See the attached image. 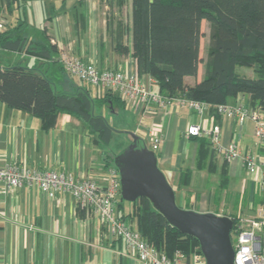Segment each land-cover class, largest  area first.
Wrapping results in <instances>:
<instances>
[{"label":"crops","instance_id":"0c3cea01","mask_svg":"<svg viewBox=\"0 0 264 264\" xmlns=\"http://www.w3.org/2000/svg\"><path fill=\"white\" fill-rule=\"evenodd\" d=\"M71 2V9L62 15L52 16L43 23L51 43L57 46L60 53L62 49L68 50L99 68L136 74L135 62L131 56L130 0L124 6L123 18H118L124 24L123 42L129 47L126 55L114 49L110 33L118 24H115L116 18L111 20L114 16H109V13L108 17L105 15L107 8H101L99 0ZM6 22L8 23L7 19ZM204 22L202 21L201 27ZM28 27L33 29L30 22ZM200 56L205 57L201 54V49ZM39 64L41 67L42 63ZM203 70L200 63L197 75L185 77V83L193 85L200 81ZM246 73L252 77L251 72ZM139 78L150 84L152 92H158L155 81L151 82L150 76L143 75ZM56 83L67 88L69 82ZM88 88L93 96H99L103 92L92 86ZM236 101L248 109L252 108L248 97L243 94H238L230 104H235ZM105 108L110 109L115 121L132 122L133 133H126L129 138H133L134 133L139 134L138 148L147 145V129L162 137L163 142L155 153L157 165L173 188L179 207L200 213L231 216L232 213L243 215L244 207L253 211L254 215L256 209L251 205L258 203L259 207L264 204V192L256 183V175L246 172L240 159L226 162L223 154L214 151V158L209 159L208 154L203 155L201 167L197 168L200 139L186 134L192 125H199L204 129L218 125L223 148L234 141L241 155L250 154L258 163L264 164V150L258 147L252 121L241 124L230 117L211 114L209 108L199 115L188 107L179 105L157 107L153 115H142L125 103H109L96 108V113L102 114ZM262 116L264 118V112ZM92 137L87 126L73 116L60 114L55 126L45 130L39 119L25 112L12 110L0 102V167L7 163H17L36 169L70 172L78 178H93L106 186L109 182V170L112 168L110 157L120 149L116 151L110 144H97ZM223 163L228 180L221 190L224 185L221 178ZM183 169L192 170V175L186 184L179 186V174ZM229 188L235 191L230 196ZM234 197L236 204L231 205ZM118 201L114 208L115 214L121 216L128 213L130 205L124 203L119 208ZM126 222L129 223L128 220ZM0 264L139 263L128 252L123 241L110 237L100 221L85 209L79 208L70 194H59L51 199L36 187L8 189L0 182Z\"/></svg>","mask_w":264,"mask_h":264},{"label":"trees","instance_id":"16d2710c","mask_svg":"<svg viewBox=\"0 0 264 264\" xmlns=\"http://www.w3.org/2000/svg\"><path fill=\"white\" fill-rule=\"evenodd\" d=\"M30 1L0 0V17L8 20L0 32V102L39 119L45 130L55 126L60 114L73 116L87 126L97 144L109 145L117 131L102 114L96 113V108L109 103L124 105L123 100L109 90L93 96L90 85L84 82L68 83L70 78L60 62V51L51 43L46 27L41 29L38 39L24 34L30 29L25 19ZM126 2L99 0V5L105 6L112 16ZM105 13L108 17V11ZM130 15L131 56L136 74L150 76L155 81L156 93L206 103L214 115H219L216 106L232 105L230 102L243 94L252 108L264 112V0H130ZM202 21L209 25L204 58L200 56ZM123 25L120 21L110 34L114 49L126 55L129 47L123 42ZM1 53H16L19 59L8 62ZM29 58L36 60L35 68L26 65ZM200 63L204 69L202 79L193 85L186 84L184 78L195 77ZM46 71H54V80L63 83L61 77L68 87L55 90ZM196 138L200 139V168L203 155L208 154L211 159L215 152L207 136ZM114 157H110V164L116 169ZM191 175L192 170H181L179 186L186 184ZM221 178L222 190L228 180L225 163ZM124 203L131 208L117 217L133 224L153 248L168 256L175 251L188 256L200 251L195 238L170 226L147 199L129 203L119 197L118 207Z\"/></svg>","mask_w":264,"mask_h":264},{"label":"built area","instance_id":"2783aa9c","mask_svg":"<svg viewBox=\"0 0 264 264\" xmlns=\"http://www.w3.org/2000/svg\"><path fill=\"white\" fill-rule=\"evenodd\" d=\"M6 25V20L0 17V32ZM60 62L69 78L84 82L98 91L109 90L115 93L126 106L142 115H153L157 107L171 105L186 106L199 115L209 108L208 104L196 100L163 97L152 92L150 84L143 82L137 74L99 68L91 61L79 58L64 49L60 53ZM150 79L152 82L153 79ZM216 110L219 115L235 119L241 124L252 121L258 147L264 150V118L261 110L248 109L239 101L232 105H218ZM186 134L207 136L212 149L223 154L226 162L240 159L246 172L256 175V183L264 192V164L258 163L250 154L241 155L234 141L223 148L218 125H212L210 129L192 125ZM146 140L145 147L153 152L158 151L163 142L162 137L150 129L146 130ZM0 182L8 189L36 187L51 199L59 194H70L79 208L85 209L100 221L110 237L123 241L128 252L139 264H205L200 251L189 256L180 251H175L171 256L158 251L147 244L129 223L117 217L114 208L120 197V185L118 171L113 167L109 170V182L106 186L90 177L82 179L70 172L36 169L17 163H7L0 167ZM229 217L232 219L230 240L234 252L233 264H264V204L256 208L253 216Z\"/></svg>","mask_w":264,"mask_h":264},{"label":"water","instance_id":"95a60500","mask_svg":"<svg viewBox=\"0 0 264 264\" xmlns=\"http://www.w3.org/2000/svg\"><path fill=\"white\" fill-rule=\"evenodd\" d=\"M132 137L133 142L113 160L121 200L133 203L140 198L147 199L170 226L198 241L205 264H233L232 219L179 207L173 188L157 165L155 152L146 147L138 148V137L135 134Z\"/></svg>","mask_w":264,"mask_h":264},{"label":"rangeland","instance_id":"374dc122","mask_svg":"<svg viewBox=\"0 0 264 264\" xmlns=\"http://www.w3.org/2000/svg\"><path fill=\"white\" fill-rule=\"evenodd\" d=\"M72 5L73 4L71 0H65V1L64 0H32L30 1L27 5L25 18H27L28 23L30 22L31 27L34 30L26 29L24 34L34 39H38L40 37L39 33L43 27V23L45 22V20H47L49 17L53 16L54 14H59V15L64 14L66 10L68 11L69 9L72 8ZM102 8H105V6H103ZM105 11H108L109 13L108 9ZM112 14H113L112 16H114L113 19L116 18L115 24L117 25L119 23L118 18L122 19L124 16V7L121 9L120 8L116 9L115 11L112 12ZM4 19L6 20V18ZM201 30H202V37L200 39V49H201V54L203 53V55H205L206 50H207L206 46H207V41H208L209 25L206 22H204L203 27H201ZM1 55L4 58V60L8 62H11L12 60L17 61L19 59L16 55H12L8 53H1ZM35 63L36 62L33 59L29 58L27 59L26 65L29 68H35L36 67ZM45 75L52 81L55 90L63 91L62 90L63 87L58 86L59 84H57L56 81L54 80V76H56L54 71H51L50 73L46 71ZM57 80H59V78H57ZM60 80L63 81V83H65L63 78L60 77ZM68 81L69 83H72L75 85L80 84V81H78L75 78H70ZM102 115L106 118L108 124L113 129H115L117 132H119V133H115L113 140L110 142V147L112 146L113 150L117 151L118 149L125 148L126 146L130 144V142H133V138H129L126 133L127 131L132 132L131 131L132 130L131 121H115V119L113 118V114L108 108H105V111H102ZM135 136L140 137L139 134H135ZM228 191L230 193L229 196L235 192L232 188H229ZM234 199L236 200V197H234L233 200ZM235 200L230 202L231 205L236 204ZM251 207L253 209H256L258 207V203H254V205H251ZM242 213L243 215L251 216L253 215L254 212L249 211L247 210L246 207H244L242 209ZM231 216H237V214L232 213Z\"/></svg>","mask_w":264,"mask_h":264}]
</instances>
